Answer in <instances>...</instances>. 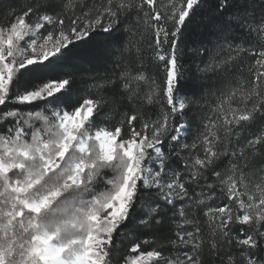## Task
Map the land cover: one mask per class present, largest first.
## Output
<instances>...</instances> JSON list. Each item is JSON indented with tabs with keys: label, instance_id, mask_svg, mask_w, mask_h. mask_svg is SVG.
Listing matches in <instances>:
<instances>
[{
	"label": "snow or ice",
	"instance_id": "6c2138e0",
	"mask_svg": "<svg viewBox=\"0 0 264 264\" xmlns=\"http://www.w3.org/2000/svg\"><path fill=\"white\" fill-rule=\"evenodd\" d=\"M0 264H264V0H0Z\"/></svg>",
	"mask_w": 264,
	"mask_h": 264
},
{
	"label": "trees",
	"instance_id": "16d2710c",
	"mask_svg": "<svg viewBox=\"0 0 264 264\" xmlns=\"http://www.w3.org/2000/svg\"><path fill=\"white\" fill-rule=\"evenodd\" d=\"M188 90H189V88H188V86H186L185 89H184V91H188Z\"/></svg>",
	"mask_w": 264,
	"mask_h": 264
}]
</instances>
